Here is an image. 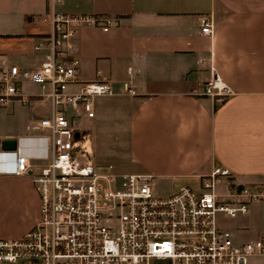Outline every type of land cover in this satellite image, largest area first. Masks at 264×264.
Listing matches in <instances>:
<instances>
[{
    "label": "crops",
    "instance_id": "crops-1",
    "mask_svg": "<svg viewBox=\"0 0 264 264\" xmlns=\"http://www.w3.org/2000/svg\"><path fill=\"white\" fill-rule=\"evenodd\" d=\"M53 12L112 21L108 31L80 29L66 59L78 62L82 81L102 73L115 92L95 98V117L81 121L92 132L97 171L107 170L99 173H151L176 186L225 167L233 188L264 191V0H0V69L42 65L46 50L36 46L51 32L45 18ZM200 14L213 18L212 44L200 36ZM211 66L235 92L221 105L191 94ZM126 82L136 96L124 93ZM25 91L34 94L27 111L19 101L0 108V150L49 114L39 86ZM40 216L31 174H0V238L24 236ZM237 218L227 229L237 244L261 238L264 199Z\"/></svg>",
    "mask_w": 264,
    "mask_h": 264
},
{
    "label": "built area",
    "instance_id": "built-area-1",
    "mask_svg": "<svg viewBox=\"0 0 264 264\" xmlns=\"http://www.w3.org/2000/svg\"><path fill=\"white\" fill-rule=\"evenodd\" d=\"M47 19L52 30L36 46L46 50L42 65L4 63L0 69V108L32 102L26 82L39 86L36 96L50 109L29 122L15 150H0V174H31L41 201L40 219L30 232L0 238V264H249L252 256H264V235L237 244L219 224V215L237 218L264 199L256 186L233 188L228 168L200 176L198 190L183 186L169 196L154 193V174L97 171L92 132L77 120L94 118L95 98L115 92L102 73L82 81L78 62L66 59L80 29L103 25L108 31L112 21L56 12ZM198 20L201 38L212 44V16L200 14ZM123 91L137 95L128 82ZM191 94L221 105L235 92L211 66L210 79Z\"/></svg>",
    "mask_w": 264,
    "mask_h": 264
},
{
    "label": "rangeland",
    "instance_id": "rangeland-1",
    "mask_svg": "<svg viewBox=\"0 0 264 264\" xmlns=\"http://www.w3.org/2000/svg\"><path fill=\"white\" fill-rule=\"evenodd\" d=\"M23 87H24V89L25 88L27 89V88H32V87H36V86L25 82ZM32 104H33V102H30L29 104H26V105L22 104L23 106L21 105L22 106L21 110L27 111V109L30 108V106ZM82 119H78L77 123L81 124ZM9 121H10V119H9ZM13 123H15V120H13ZM106 171L107 170H101V169L99 170V172H101V173H106ZM181 185L189 186V187H192L193 189H196V190L199 189V183H197V182H183L179 185L173 186L171 182L158 178V179L154 180V193L158 196H167V195H170L172 193L173 189H178V188H180ZM220 191H224V186L220 187ZM237 219L238 218H229V217L224 216V215L218 216L220 226L226 230L228 228L230 229L235 224ZM236 231H235V233L238 234V232H236ZM233 237L235 239H238L236 237V235H233ZM237 241H242V240L238 239ZM3 264H6V263H3ZM17 264H32V262L31 261H19ZM36 264H38V263H36ZM249 264H264V256H252L249 259Z\"/></svg>",
    "mask_w": 264,
    "mask_h": 264
},
{
    "label": "water",
    "instance_id": "water-1",
    "mask_svg": "<svg viewBox=\"0 0 264 264\" xmlns=\"http://www.w3.org/2000/svg\"><path fill=\"white\" fill-rule=\"evenodd\" d=\"M17 148V139L9 138L3 141L2 150H15Z\"/></svg>",
    "mask_w": 264,
    "mask_h": 264
}]
</instances>
